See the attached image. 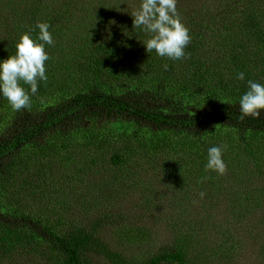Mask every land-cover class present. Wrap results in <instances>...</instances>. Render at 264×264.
<instances>
[{"label": "trees", "instance_id": "16d2710c", "mask_svg": "<svg viewBox=\"0 0 264 264\" xmlns=\"http://www.w3.org/2000/svg\"><path fill=\"white\" fill-rule=\"evenodd\" d=\"M177 8L188 61L147 53L118 0H0V60L38 22L54 39L31 107L0 96V263L228 264L233 228L264 260V114L237 119L247 80L264 83V0ZM212 146L224 147L223 175L205 168ZM143 169L152 189L173 188L177 216L170 244L126 258L104 238L105 208Z\"/></svg>", "mask_w": 264, "mask_h": 264}, {"label": "clouds", "instance_id": "9594fccd", "mask_svg": "<svg viewBox=\"0 0 264 264\" xmlns=\"http://www.w3.org/2000/svg\"><path fill=\"white\" fill-rule=\"evenodd\" d=\"M179 0H138L130 13L133 28L143 31L147 53L155 51L169 61H188L191 56L187 49L192 44L190 30L183 23L177 5ZM123 11H125L123 9ZM127 12V11H126ZM47 22H38V34L33 37L25 32L15 44V53L0 60V96L6 98L13 111L31 107V97L36 95L40 82H46L47 65L50 59L46 46L54 45V39ZM167 68V65H165ZM246 74L239 72L236 79L245 81ZM24 85H28L26 89ZM222 103V102H221ZM264 114V83L247 80V91L239 97L238 121L245 118L260 119ZM224 147L212 146L208 149L206 170L223 175L227 164L223 159ZM204 192L200 193L203 197Z\"/></svg>", "mask_w": 264, "mask_h": 264}, {"label": "rangeland", "instance_id": "374dc122", "mask_svg": "<svg viewBox=\"0 0 264 264\" xmlns=\"http://www.w3.org/2000/svg\"><path fill=\"white\" fill-rule=\"evenodd\" d=\"M118 1L126 11L131 12L138 4V0ZM193 1L195 0H179L178 5L185 3L191 5ZM140 173L143 183L132 185L126 183L123 193L118 195V205L111 211L105 208L112 222L106 226L104 238L111 244V247L126 258L138 257L143 251H157L170 244L172 242L170 217L177 216L174 214L169 200L173 188L169 190L163 183L162 186L152 189L149 179L153 174L147 173L144 169ZM187 189L189 192L190 188L187 187ZM193 190L195 193L199 192L195 187ZM205 215V213L202 214L201 222L210 219ZM72 216L74 218L81 217L86 221L89 217H95L97 214L88 211L80 213V210L75 208L72 211ZM183 218L184 216L181 217L182 222ZM209 230L214 232L212 228ZM231 233H234L231 237L235 251L228 264H264V260L256 257L255 250H253V239L250 238L252 235L247 229L233 228ZM96 263L106 264L103 260Z\"/></svg>", "mask_w": 264, "mask_h": 264}]
</instances>
